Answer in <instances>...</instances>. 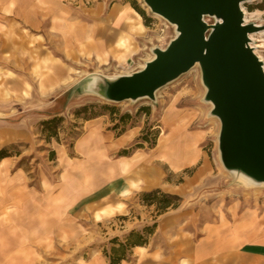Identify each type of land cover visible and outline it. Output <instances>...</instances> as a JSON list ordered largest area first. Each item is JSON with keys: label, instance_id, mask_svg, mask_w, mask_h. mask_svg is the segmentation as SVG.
Here are the masks:
<instances>
[{"label": "rangeland", "instance_id": "374dc122", "mask_svg": "<svg viewBox=\"0 0 264 264\" xmlns=\"http://www.w3.org/2000/svg\"><path fill=\"white\" fill-rule=\"evenodd\" d=\"M245 1L252 19L248 22L264 31V0ZM115 8L137 17L140 30L129 24L117 29L112 17L107 18ZM205 20L213 22L209 16ZM73 26L82 36L73 37ZM97 27L104 33L93 32ZM258 31L254 43L264 45V33ZM175 35V26L152 13L143 0H0V148L9 154V172L18 170L37 186L40 179L55 178L72 157L75 170L84 161L77 141L98 127L96 131L125 142L104 159L129 157L123 159L122 170L133 162L139 181L135 186L143 185L75 205L56 242L61 256L47 252L45 264H109L105 252L117 246L113 238L124 240L131 230L155 221L170 228L167 237L176 249L187 245L191 251L203 237L225 241L226 225L241 217L251 218L261 230L257 236L264 237V185L245 186L222 166L220 122L203 100L199 65L159 88L155 100L112 102L81 89L91 75L112 77L141 69L154 55L152 48H165ZM119 37L131 46L132 54L125 58L124 48L116 44ZM257 51L264 57V46ZM183 151L188 160H183ZM100 152L93 150L89 174L102 165ZM81 178L73 171V183L79 185ZM88 179L86 175L84 182ZM154 189L178 195V206L159 214L156 203L142 201L143 193Z\"/></svg>", "mask_w": 264, "mask_h": 264}, {"label": "water", "instance_id": "95a60500", "mask_svg": "<svg viewBox=\"0 0 264 264\" xmlns=\"http://www.w3.org/2000/svg\"><path fill=\"white\" fill-rule=\"evenodd\" d=\"M143 1L175 26L176 35L165 48H152L154 57L143 68L112 77L91 75L82 91L112 102L155 100L159 88L199 65L203 100L220 122L222 166L236 180L241 173L264 185V61L249 45V34L261 26L244 20L245 0Z\"/></svg>", "mask_w": 264, "mask_h": 264}, {"label": "crops", "instance_id": "0c3cea01", "mask_svg": "<svg viewBox=\"0 0 264 264\" xmlns=\"http://www.w3.org/2000/svg\"><path fill=\"white\" fill-rule=\"evenodd\" d=\"M129 14L130 11L115 8L108 12L107 18L112 17L117 29L129 24L134 31L140 30L141 22L137 17L132 19ZM125 18L126 24L120 26ZM74 27L73 37L82 36V30ZM100 30L99 34L104 33L103 28ZM113 37L114 33L107 35L106 39ZM95 128L88 130L77 141L79 154L84 159L82 165H76L73 170L72 157L68 165L59 168L55 178L40 179L37 186L32 185L18 170L10 173L12 168H9L7 158L0 161V264H45L47 252H53L54 256L58 252L61 256L56 242L61 240L63 221L73 218L75 205L96 195H121L122 191L124 194L126 190L135 191L143 187L142 184L141 188L135 186L139 181L133 162H129V170H122L123 159L128 160L129 157L120 156L114 162L104 159L105 153L125 144L121 136L115 137ZM93 150L101 151L102 165L96 173L89 174L87 167ZM185 154L183 151V160H188ZM73 171L80 176L82 174L79 185L78 182L73 183ZM86 175H89L87 183L84 182ZM165 213L169 212L165 211L163 215ZM164 224L163 221L157 222L149 242L133 246L130 258L122 260L121 264H181L184 260L190 261V264H264V237L257 236L256 231L260 229L249 217H241L224 226L228 229L225 241L215 236L210 239L203 237L191 251L187 245L176 249L167 237L170 228ZM221 232L223 230L219 234Z\"/></svg>", "mask_w": 264, "mask_h": 264}, {"label": "trees", "instance_id": "16d2710c", "mask_svg": "<svg viewBox=\"0 0 264 264\" xmlns=\"http://www.w3.org/2000/svg\"><path fill=\"white\" fill-rule=\"evenodd\" d=\"M135 9L144 18L143 11L136 7ZM85 108L86 107H84L83 109L85 110ZM91 117H93V114H91L90 118ZM50 121H44V123L48 124ZM8 156L9 154L6 151V148L5 147L0 148V160ZM156 195H159L161 199L159 200L152 199V197H155ZM142 201L145 202L146 204L156 203L157 210L159 211L160 214L170 206L177 207L180 201V197L176 194L163 192L160 189H154L148 192H144ZM156 226L157 223L155 221L152 223V225L145 226L141 230H131L124 240H118L117 238H113L112 242L116 243L117 246H113L110 249L111 253L108 254L107 251L105 252V254L109 259V264H120L122 260L128 258V255L130 254L131 248L133 246L146 244L148 242V237L154 233Z\"/></svg>", "mask_w": 264, "mask_h": 264}, {"label": "bare ground", "instance_id": "6f19581e", "mask_svg": "<svg viewBox=\"0 0 264 264\" xmlns=\"http://www.w3.org/2000/svg\"><path fill=\"white\" fill-rule=\"evenodd\" d=\"M246 1H243L242 3H241V8H242V11H243V17H244V20L246 21V22H248V21H251L252 19H249V14H250V12L248 11V10H246V8L244 7V3H245ZM244 4V5H243ZM158 16V15H157ZM126 24V21H124V22H122L121 23V25L120 26H124ZM101 29V28H100ZM100 29H98V27L95 29V30H93V32L94 31H96L97 33H101V30ZM100 30V31H99ZM257 33V32H256ZM256 33H250L249 34V38H250V43H249V45L251 46V48L253 49V51L257 54V56H258V58L260 59V60H262V61H264V57H262L259 53H258V51H257V48H259V47H261V46H264V45H260V44H257V43H254V42H256V41H259L256 37H255V34ZM261 33H264V31H258V34H261ZM87 38H90V37H88L87 36ZM116 44L119 46V47H123L124 48V53H125V55L123 56V58H125V56H127L128 55V53H130V51H131V46L129 45V44H125V38L124 37H119L117 40H116ZM152 56V55H151ZM154 57V55L151 57V58H153ZM150 58V57H149ZM150 58V59H151ZM144 65H145V63H142L141 64V68H143L144 67ZM186 141V140H185ZM237 175V177H238V179L245 185V186H253V187H258L259 185H255V183L254 182H252L248 177H246L244 174H241V173H236ZM142 249V248H141Z\"/></svg>", "mask_w": 264, "mask_h": 264}]
</instances>
